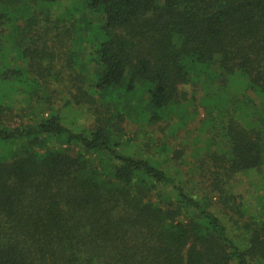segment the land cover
I'll list each match as a JSON object with an SVG mask.
<instances>
[{
    "label": "trees",
    "instance_id": "16d2710c",
    "mask_svg": "<svg viewBox=\"0 0 264 264\" xmlns=\"http://www.w3.org/2000/svg\"><path fill=\"white\" fill-rule=\"evenodd\" d=\"M0 264H264V0H0Z\"/></svg>",
    "mask_w": 264,
    "mask_h": 264
},
{
    "label": "rangeland",
    "instance_id": "374dc122",
    "mask_svg": "<svg viewBox=\"0 0 264 264\" xmlns=\"http://www.w3.org/2000/svg\"><path fill=\"white\" fill-rule=\"evenodd\" d=\"M76 16H78V15H76ZM92 20L95 23H100L102 21L101 18H99L97 16L96 17L94 16L92 18ZM64 43L65 44L62 46L59 44L57 46V48H58L57 49L58 59H56V61H57L58 68H60V66L66 62V57L64 55V52L68 48L67 45L69 46V49L76 47L75 45H74V47L72 46V44L69 42L68 38L64 39ZM84 46H85L84 50H82V51L76 52L77 49H73L79 58V61H80L79 63H81V64L85 63V61L87 59L88 52H89V48L87 47V44H84ZM71 66H72V69L69 68L68 70L65 71V73H63V77H62L61 82H62L63 87L70 88L68 90H70L76 94L75 88H76V85H78L79 81H80V79H79V68L82 66H80L79 64H77V65L72 64ZM95 68H96L95 64L91 63L90 65L85 67L82 74L84 75V77H89L94 72ZM80 76H82V75H80ZM68 90H66V91H68ZM70 94L71 93L68 94L67 92L64 94L59 93L57 96V99L54 100L55 107L60 108V107L64 106L63 104L66 101V98H68V97L71 98ZM83 99H85V98H83ZM82 104L84 106L83 109H79L78 107H76V104H74L72 108H68V107L64 108L63 107V108H61L62 110L60 109L63 113H66V115L68 116L67 119H68V123L70 125L73 124V126H79V127H89L90 125H92L93 119H94L93 113L85 110V108L89 106L87 103H82ZM89 104H90V102H89ZM95 104L91 103V108H95ZM98 105L100 106L99 107L100 109L104 110L100 100H98V102H97V108H98ZM203 116H204V114L202 113L199 117H201V119H202ZM73 120H75V123H73ZM199 121H200V119L195 120V121L192 120L191 122H189L185 126L178 128L177 131H175V133H172L170 131V127L167 123H161V124H157L155 126L154 125L153 126H148V125L142 126L141 123L135 122L134 120H131V119H128L123 123V130L125 131L126 139L131 138V139L135 140L138 137L142 138V140H143L142 142L136 141L130 145L131 147L134 148L135 152L140 151L139 148H141V147H142V149L146 150L145 143L148 141V137L145 135L139 134V131H142V130H147V132L151 134V137L153 136L155 141L157 140L158 143H162V141H164L167 145L172 147L173 152H174L177 150H181L184 147V145L186 144L188 137L190 136L192 130H193V132L196 131L194 129L197 128ZM23 122L24 123L18 122L15 124L16 125L27 124L26 123L27 119ZM116 122L118 123L117 120H116ZM137 134H138V136H137ZM150 147H151V144H150ZM154 149L155 148H153V150ZM153 150L151 149L150 152L151 153L154 152ZM182 168H185V170H186L187 167H182ZM244 182H246V181H244ZM247 186H248L247 184L243 185V187H247Z\"/></svg>",
    "mask_w": 264,
    "mask_h": 264
}]
</instances>
